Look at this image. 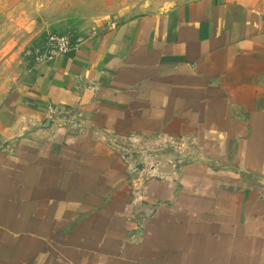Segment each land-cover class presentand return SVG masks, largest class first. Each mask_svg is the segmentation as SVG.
I'll return each instance as SVG.
<instances>
[{
	"label": "crops",
	"instance_id": "0c3cea01",
	"mask_svg": "<svg viewBox=\"0 0 264 264\" xmlns=\"http://www.w3.org/2000/svg\"><path fill=\"white\" fill-rule=\"evenodd\" d=\"M71 39L0 89V264H264V0ZM127 137L159 175L140 209Z\"/></svg>",
	"mask_w": 264,
	"mask_h": 264
},
{
	"label": "rangeland",
	"instance_id": "374dc122",
	"mask_svg": "<svg viewBox=\"0 0 264 264\" xmlns=\"http://www.w3.org/2000/svg\"><path fill=\"white\" fill-rule=\"evenodd\" d=\"M186 1L190 0H0V70L5 68L0 74V89L14 85L12 75L18 69L15 59H33L35 49L46 46L50 34L78 39L110 22Z\"/></svg>",
	"mask_w": 264,
	"mask_h": 264
},
{
	"label": "built area",
	"instance_id": "2783aa9c",
	"mask_svg": "<svg viewBox=\"0 0 264 264\" xmlns=\"http://www.w3.org/2000/svg\"><path fill=\"white\" fill-rule=\"evenodd\" d=\"M76 47L73 40L62 34H50L47 39V44L42 49H35L33 52V59L38 64L49 61L54 55H62L71 51ZM32 55V53H31ZM134 137H127L114 142V147L125 153L123 158L128 163L129 174L131 177L130 194L131 203L134 206L142 205L147 202L149 186L153 179L159 175L156 173L153 165L152 152L145 149L142 153L143 159L141 163H132V153L130 149L134 145ZM129 150L125 152L123 149ZM124 156V155H123Z\"/></svg>",
	"mask_w": 264,
	"mask_h": 264
},
{
	"label": "water",
	"instance_id": "95a60500",
	"mask_svg": "<svg viewBox=\"0 0 264 264\" xmlns=\"http://www.w3.org/2000/svg\"><path fill=\"white\" fill-rule=\"evenodd\" d=\"M49 126V123L46 125V127H48Z\"/></svg>",
	"mask_w": 264,
	"mask_h": 264
}]
</instances>
